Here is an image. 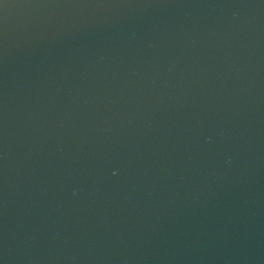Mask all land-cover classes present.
<instances>
[{
    "label": "water",
    "instance_id": "obj_1",
    "mask_svg": "<svg viewBox=\"0 0 264 264\" xmlns=\"http://www.w3.org/2000/svg\"><path fill=\"white\" fill-rule=\"evenodd\" d=\"M0 264H264V0H0Z\"/></svg>",
    "mask_w": 264,
    "mask_h": 264
}]
</instances>
